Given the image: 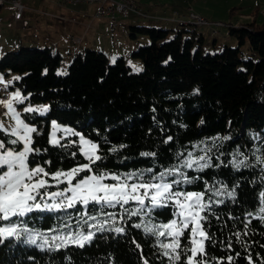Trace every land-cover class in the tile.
Masks as SVG:
<instances>
[{"label":"trees","instance_id":"trees-1","mask_svg":"<svg viewBox=\"0 0 264 264\" xmlns=\"http://www.w3.org/2000/svg\"><path fill=\"white\" fill-rule=\"evenodd\" d=\"M128 28L131 39L149 40L131 53L141 62L138 73L130 72L122 57L110 64L103 52L91 49L83 56L73 54L64 75L57 74L58 51L47 46L18 44L0 57V75L13 79L26 104L48 109L45 115L22 113L37 129L32 146L41 150L29 155V166L54 174L89 163L75 142L64 139L63 147L48 142L53 121L96 143L103 159L92 167L110 174L145 173L147 179L178 167L189 153H201L211 166L185 170L190 182L180 188L205 193L211 204V215L202 222L210 237L203 259L208 264H229V257L231 264H264V219L257 218L264 207V163L257 162V157L264 160V22L228 26L236 47L214 54L204 52L201 35L196 38L182 28ZM245 45L256 61L241 57ZM0 139L12 137L0 132ZM234 160L248 167L237 169ZM135 207L130 203L101 212L100 205L77 204L34 210L18 222L36 243L23 232L19 238H0V264H174L162 255L157 237L143 230L149 217L125 214ZM174 211L172 206L156 208L151 221L169 222ZM117 227L125 231L117 233ZM89 233L92 239L83 247L68 239L69 234ZM185 243L181 237V246ZM175 264H185V257Z\"/></svg>","mask_w":264,"mask_h":264},{"label":"snow or ice","instance_id":"snow-or-ice-1","mask_svg":"<svg viewBox=\"0 0 264 264\" xmlns=\"http://www.w3.org/2000/svg\"><path fill=\"white\" fill-rule=\"evenodd\" d=\"M12 99L18 103H23L19 92L15 93ZM0 103L5 104L15 121V126L9 129L0 125V131L12 137L9 140L0 139V224H3L0 226V238L13 236L19 238L23 232L28 234L29 241L35 244L36 239L30 234V230L22 227L18 222L19 218L25 217L34 210H61L74 208L77 204L87 208L89 204H95L100 205V210L103 212L105 207H124L132 203L137 207L125 209V214L141 218L149 217V222L143 225V230L157 237V243L163 249L162 255L168 260L175 264L181 260L183 255L185 264H208V261L204 260L203 257L207 255L205 241L209 240L210 237L202 222L208 219V215H211V204L204 201L205 193L181 190V183L190 181L186 174L180 171L179 167L168 169L158 175H148L147 179L144 178L145 173L119 175L101 172L99 168L94 169L92 167L97 161L103 159L101 155L97 154L99 146L81 137L82 147L80 151L89 163L54 174L45 171L43 167L31 168L29 155L41 151L32 146V134L37 133V129L20 118L19 113L13 108L12 100L0 101ZM47 110V108H42L39 111L44 113ZM24 111L33 112L37 110L26 107ZM53 126L56 127L55 124ZM50 142L53 146L63 147L55 133H53ZM9 145H22V147L18 149L9 147ZM237 155L241 154L237 152ZM189 157H191V153H189ZM201 161L203 163H200ZM257 162L264 163V160L257 157ZM232 163L237 169L242 165L248 167L244 160H234ZM193 164H196L201 170L211 166L205 156H200L194 160H185L181 167L192 168ZM81 173H85V175L81 176ZM173 175H179L183 179L169 180L168 177ZM45 178L55 180L57 183H65L67 187L59 192L49 194V199L60 198L59 202L52 205L45 204L42 207L41 203L37 202V197L43 195L40 189L51 186L48 179ZM107 180L115 181V183H106ZM130 181L135 182L130 183ZM214 194L219 195L218 192ZM230 195H234V193H230ZM261 197L264 198V193H261ZM222 202L218 201L217 203ZM169 206L175 209L173 219L166 223H153L151 221L154 209ZM260 213L262 215L257 218L264 219V207L260 208ZM105 215L115 219L113 213H105ZM134 226L140 228L141 224L136 223ZM115 231L122 233L125 230L117 227ZM185 232L189 233L186 237ZM181 237H184L186 241L183 247L181 246ZM159 238H163V240ZM68 239L74 240L83 247L85 241L92 239V234H77L75 237L69 234ZM44 242L48 243L47 238H44ZM198 256L200 259H197ZM228 259L229 264H231L232 258L229 257ZM145 264L148 262L145 261Z\"/></svg>","mask_w":264,"mask_h":264},{"label":"rangeland","instance_id":"rangeland-1","mask_svg":"<svg viewBox=\"0 0 264 264\" xmlns=\"http://www.w3.org/2000/svg\"><path fill=\"white\" fill-rule=\"evenodd\" d=\"M30 0L29 3H32ZM249 1V0H248ZM247 1V2H248ZM254 1V6L256 4H260V2L264 5V0H259V3ZM238 2V1H237ZM240 2V0H239ZM22 4L24 6V10L21 16V19H16V11L15 13L7 12L9 4H5L4 7L1 8L0 11V57L6 52L17 50L18 44L23 48H37V47H49L53 48V46L57 47V51L61 57L60 67L57 70V74L64 75L66 73L67 67L72 61L73 54L79 53L80 56H83L86 50H97L103 52L110 64H112L116 58L122 57L125 61V64L129 67V71L133 73H138L142 70L141 62L135 58L131 57V53L136 50L140 46L147 45L149 40L146 37L138 36L135 40L129 37V28L128 26H150L160 29H170L173 31H177L179 29H183L188 32H195L196 38L198 35L203 37L202 48L204 52H208L210 54H214L220 52L224 47L227 48H235L236 42L229 36L228 26H235L237 23L233 22V16L230 18L229 13L225 12L224 8V0H210L207 4H199V7L205 8L204 18L208 21L212 22H221L223 26H202L201 24H182L176 21H161L160 19L155 18L156 14L160 13V10H156V8L152 5H147L145 2H138V9L140 13L146 14L144 17L142 15H137L135 13H131L128 17L118 18L114 28H112L111 23L109 21L104 24L102 27L100 34L92 35V31H89L85 40L76 47V45L70 41L68 38V29L66 30L64 23L61 20H54V23L62 26L63 28L60 31L53 33L48 32L46 28L35 25V18L42 17L41 19H48L46 16H40V14L32 11L29 12L25 7V0H22ZM10 6V5H9ZM12 7V6H11ZM73 7V6H67ZM169 13L170 10L166 9ZM29 14V18H26V15ZM237 16H240L238 14ZM173 17V16H172ZM33 18V20L31 19ZM186 21V18H182ZM259 19L264 22V17L259 15ZM125 23H129L127 27H125ZM235 24V25H234ZM190 33H184V36H189ZM74 36V35H72ZM145 38L143 42L142 39ZM7 46V49H5ZM10 46V47H8ZM243 59L251 58L253 61L257 60L255 55H252L247 48V45L241 48ZM139 69V71H137ZM2 77L0 80V101H2L1 97L6 96V100H12L13 108L16 112L19 113L20 118L24 120L25 123L33 126L28 123L24 118L22 113L25 112L24 109L26 107H30L36 109L35 111L38 115H45L47 112L41 113L39 110L42 108H46L45 106H29L26 104L25 96L22 95L21 91L13 86L12 78ZM19 92L23 103H18L13 100V96L15 93ZM48 111V110H47ZM55 124L56 127L53 125ZM0 125H3L5 129H9L15 126V121L8 112L5 104L0 103ZM34 127V126H33ZM3 132V131H0ZM4 133V132H3ZM53 133H55L56 138L61 142L64 139H69L71 142H75L79 146V151L82 147L81 145V137L85 140H88L85 136L82 135L81 132L76 130L75 128L59 124L57 122H51L49 126L48 132V142L53 145L50 141L52 139ZM20 145L19 148H21ZM18 148V149H19ZM81 153V151H80ZM82 154V153H81ZM83 155V154H82ZM84 156V155H83ZM200 156H204L203 154L192 155L189 157V154L183 159V161L178 165L180 171L184 173L185 170H200L196 164H193L192 168L181 167L185 160L188 159H196ZM207 159V157L205 156ZM200 163H203L201 161ZM31 168L38 167V165L30 166ZM40 167V166H39ZM174 178H180L179 175H173ZM47 179V178H45ZM106 183H115V181L107 180ZM50 187L40 189V192L43 194L42 197H37V202L43 205H52L54 203L59 202L60 198L49 199V194L53 192H59L62 189L66 188L67 185L65 183H57L55 180H48ZM75 183V181H74ZM132 183V182H130ZM142 191V190H141ZM202 193V192H195ZM70 195V193H69ZM205 202L210 203L204 199ZM262 201V197H261ZM263 207L262 205L259 207ZM54 210V209H53ZM41 211H52V210H41ZM191 227V225H190Z\"/></svg>","mask_w":264,"mask_h":264},{"label":"crops","instance_id":"crops-1","mask_svg":"<svg viewBox=\"0 0 264 264\" xmlns=\"http://www.w3.org/2000/svg\"><path fill=\"white\" fill-rule=\"evenodd\" d=\"M29 1L30 0H25L26 10L29 12L34 11L40 14V16H46L48 18L41 19L42 17H36L34 21L36 26L42 25L48 30V32L56 33L63 27L57 25V23H54V20H61L64 23L66 30L68 29L70 31L67 35L81 37V43L85 40L89 31H92L93 36H95L97 33L99 35L104 24L108 22L106 18L95 19L93 17L94 7L92 6L77 5L69 8L67 6L58 5L57 0H35L32 1V3H29ZM132 1L134 2L137 9L138 2H145L147 5L149 4L154 6L156 10H160V13L156 14L155 18L160 19L161 21L169 22L173 21L172 16L174 11L178 12V14L182 17H185L188 11H192L204 17L203 15L205 8L199 7V4H207L210 0ZM247 1L248 0H240V2L239 0H224L225 12L229 13L230 18L233 16L232 18L234 21L231 23H237L236 25L234 24L235 26L244 25L251 22L262 23V20L259 19V15L264 17V5L260 2V4H256V6H254L253 0ZM255 2L259 3V0H255ZM7 6V12L15 13L16 10L13 7L9 5ZM166 9L170 10L169 13L166 11ZM238 14H240V16H237ZM26 18L30 19L29 14L26 15ZM31 19L33 20V18ZM124 25L127 27L129 23H125ZM5 49H7V46ZM52 49L57 51L56 46H53Z\"/></svg>","mask_w":264,"mask_h":264},{"label":"built area","instance_id":"built-area-1","mask_svg":"<svg viewBox=\"0 0 264 264\" xmlns=\"http://www.w3.org/2000/svg\"><path fill=\"white\" fill-rule=\"evenodd\" d=\"M57 3L60 6H92L94 7L93 17L95 19L106 18L109 23H111L112 28L114 27L118 18L128 17L131 13L146 16V14L140 13L139 9H137L132 0H57ZM5 4H9L16 10V19L21 18L24 10L22 0H0V8ZM182 18H186V21H184ZM173 21L186 22L188 24L191 22H198L202 24V26H223V23L221 22L208 21L201 15L192 11H188L185 17L180 16L178 12L174 11ZM68 38L76 45V47H78L82 41V38L77 36L69 35ZM1 99L2 101H5L6 96H2Z\"/></svg>","mask_w":264,"mask_h":264},{"label":"bare ground","instance_id":"bare-ground-1","mask_svg":"<svg viewBox=\"0 0 264 264\" xmlns=\"http://www.w3.org/2000/svg\"><path fill=\"white\" fill-rule=\"evenodd\" d=\"M180 23H182V24H188V23H186V22H180ZM190 24H200V23H198V22H191ZM202 25V24H201Z\"/></svg>","mask_w":264,"mask_h":264}]
</instances>
